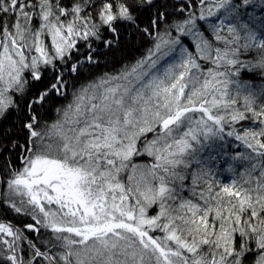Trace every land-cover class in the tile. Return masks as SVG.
<instances>
[{
    "label": "snow or ice",
    "instance_id": "6c2138e0",
    "mask_svg": "<svg viewBox=\"0 0 264 264\" xmlns=\"http://www.w3.org/2000/svg\"><path fill=\"white\" fill-rule=\"evenodd\" d=\"M0 205V264H264V0H0Z\"/></svg>",
    "mask_w": 264,
    "mask_h": 264
},
{
    "label": "trees",
    "instance_id": "16d2710c",
    "mask_svg": "<svg viewBox=\"0 0 264 264\" xmlns=\"http://www.w3.org/2000/svg\"><path fill=\"white\" fill-rule=\"evenodd\" d=\"M151 47V42L147 39H141L139 35H134L132 37L128 36V32L126 31L124 33V36L121 40V43L119 47H113L112 50H104V56L100 58V64L98 67H94L91 69V72L93 74H100L103 72H110L114 71L115 69L119 68L122 64L128 63V62H134L136 59L142 57L143 55H146V50ZM101 48L103 49V46L101 45ZM89 72L88 68H85L84 75L87 76ZM244 79H253V77H250L246 75ZM258 82V81H257ZM247 126V125H245ZM233 147L238 151H243L240 148L239 142H233ZM232 154H235L233 152ZM148 158H145L144 160H137V163H146ZM17 165H19V161L16 162ZM216 167H220L219 164L216 165ZM226 168L227 165H224ZM237 167V173L243 170L242 167L239 165H236ZM232 178L231 173H222L219 176V179H221L224 183L230 182ZM187 195V193H185ZM6 214V215H5ZM0 220H7L13 224H15L17 227H22L25 223H30L31 218L30 217H24L23 215H17L14 212H12L10 209L4 207L3 205H0ZM32 236H35V233L31 234ZM44 239H47V237H43Z\"/></svg>",
    "mask_w": 264,
    "mask_h": 264
},
{
    "label": "rangeland",
    "instance_id": "374dc122",
    "mask_svg": "<svg viewBox=\"0 0 264 264\" xmlns=\"http://www.w3.org/2000/svg\"><path fill=\"white\" fill-rule=\"evenodd\" d=\"M236 144H237V142H236ZM240 148L242 149V146L240 145Z\"/></svg>",
    "mask_w": 264,
    "mask_h": 264
}]
</instances>
